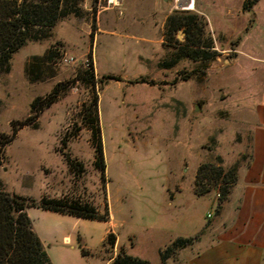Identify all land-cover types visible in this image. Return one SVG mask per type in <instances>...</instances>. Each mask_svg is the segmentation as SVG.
Listing matches in <instances>:
<instances>
[{
	"label": "rangeland",
	"instance_id": "1",
	"mask_svg": "<svg viewBox=\"0 0 264 264\" xmlns=\"http://www.w3.org/2000/svg\"><path fill=\"white\" fill-rule=\"evenodd\" d=\"M240 1H230L226 16L224 0H193L190 10L176 0H64L53 26L30 27L7 64L1 61L0 191L81 200L109 215L107 222L81 219L85 256L78 247L52 248L51 264H78L75 257L111 264L119 249L161 264L159 250L182 234L193 238L207 221L213 194L190 200L195 170L213 163L237 176L248 163L250 106L264 99V0L248 13ZM173 11L205 17L213 48L203 52L214 57H184L182 30L163 39ZM54 88V102L43 108ZM94 96L103 173L93 166L87 123ZM33 104L42 109L35 122L9 141L14 124L33 117ZM67 154L78 170H68ZM108 232L113 248L103 243ZM182 263L176 254L166 260Z\"/></svg>",
	"mask_w": 264,
	"mask_h": 264
},
{
	"label": "trees",
	"instance_id": "2",
	"mask_svg": "<svg viewBox=\"0 0 264 264\" xmlns=\"http://www.w3.org/2000/svg\"><path fill=\"white\" fill-rule=\"evenodd\" d=\"M259 0H243L241 11L248 13L254 4ZM64 0H0V63L7 64L10 54L15 52L28 38L29 28L32 26L51 27L62 14V4ZM205 23L203 18L190 12L173 11L166 17L163 26V39L168 42L174 40L176 31L182 30L184 41L181 43L180 51L184 57L192 60H208L215 56L212 50L209 55L203 52L204 49L213 48L211 39L204 35ZM7 67V65H6ZM91 82L93 77L89 74ZM56 88L46 98L43 99V108L49 107L56 98ZM33 117H28L23 122L15 123L12 128V140L22 126L33 124L37 118V113L42 109L35 108ZM87 123L92 125L91 144L94 151L93 166L103 173L104 163L102 158V147L100 131L97 123L96 97L91 101V108L88 109ZM66 137L60 140L64 146ZM64 159L68 170L73 172L78 170L75 164L67 155ZM250 156L248 155V160ZM248 165V163H247ZM237 180L234 167L224 170L221 166L213 163H201L197 166L193 178V193L195 196H202L210 191L218 193L215 212H218L221 205L227 200L231 186ZM28 207H36L44 211L74 216L77 218L107 222L109 215L105 208L102 214L85 201L68 198H41L38 201L24 199L0 191V264H51L50 260L37 236L32 230L31 222L25 213ZM194 239L178 237L169 245L159 250L161 264H166V260L173 257L178 250L189 247ZM110 248L114 247L115 236L108 232L106 240L103 242ZM78 248L81 256H85V249L78 241ZM111 259V264H147L145 260L127 255L119 249Z\"/></svg>",
	"mask_w": 264,
	"mask_h": 264
},
{
	"label": "crops",
	"instance_id": "3",
	"mask_svg": "<svg viewBox=\"0 0 264 264\" xmlns=\"http://www.w3.org/2000/svg\"><path fill=\"white\" fill-rule=\"evenodd\" d=\"M230 1L224 0L222 3L226 16L231 12ZM260 1L262 0L258 2ZM191 2L193 7V0ZM250 109L248 165L238 169L236 183L231 186L227 200L218 212H215L217 205L215 191L199 196L202 198L213 194L208 205L212 211L207 212L205 216L207 221L193 232V238L191 234L187 237L186 234L180 236L194 239L189 247L176 253V256L182 258V264H264V99L253 103ZM191 190L190 200H193L197 197L193 193V185ZM171 204L182 211L184 202L175 198ZM25 213L47 254L52 248L63 250L69 247L77 251L78 241L82 245L84 241L80 232L82 218L44 211L36 207L26 208ZM177 218L178 216L175 217ZM180 223L189 229L188 231L193 228V222L187 213L182 214ZM82 247L86 249V245ZM75 259L78 264H82L81 257Z\"/></svg>",
	"mask_w": 264,
	"mask_h": 264
},
{
	"label": "bare ground",
	"instance_id": "4",
	"mask_svg": "<svg viewBox=\"0 0 264 264\" xmlns=\"http://www.w3.org/2000/svg\"><path fill=\"white\" fill-rule=\"evenodd\" d=\"M109 3L113 4L114 3V0H108ZM178 4H180L181 6H184L185 9H192V2L191 0H189L186 4L184 3L183 0H176ZM176 4V5H178ZM179 5V6H180Z\"/></svg>",
	"mask_w": 264,
	"mask_h": 264
},
{
	"label": "water",
	"instance_id": "5",
	"mask_svg": "<svg viewBox=\"0 0 264 264\" xmlns=\"http://www.w3.org/2000/svg\"><path fill=\"white\" fill-rule=\"evenodd\" d=\"M163 1H169V0H163ZM197 108V107H196Z\"/></svg>",
	"mask_w": 264,
	"mask_h": 264
},
{
	"label": "built area",
	"instance_id": "6",
	"mask_svg": "<svg viewBox=\"0 0 264 264\" xmlns=\"http://www.w3.org/2000/svg\"><path fill=\"white\" fill-rule=\"evenodd\" d=\"M186 3V1H184Z\"/></svg>",
	"mask_w": 264,
	"mask_h": 264
}]
</instances>
